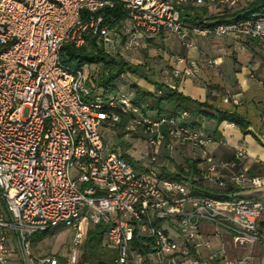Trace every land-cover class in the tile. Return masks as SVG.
I'll use <instances>...</instances> for the list:
<instances>
[{
  "label": "built area",
  "instance_id": "1",
  "mask_svg": "<svg viewBox=\"0 0 264 264\" xmlns=\"http://www.w3.org/2000/svg\"><path fill=\"white\" fill-rule=\"evenodd\" d=\"M243 1L0 0V264H77L89 223L110 226L104 241L117 252L113 264H210L201 257L202 248H212L203 222L225 232L236 249L264 247V196L193 195L190 181L164 178L156 165L164 145L170 151L175 144L197 147L200 175L212 186L263 191L264 172L250 171L244 147L220 160L201 129L177 117L142 114L122 88L106 96L94 91L87 78L95 65L76 70L60 60L65 44L79 48L92 41L124 57L166 33L186 48L199 38L227 35L258 39L264 47L263 15L215 26L183 20L186 6L236 9ZM117 6L125 18L109 26L104 13ZM123 115L132 117L128 132L142 128L148 135L151 160L142 171L106 149L103 129ZM60 226L72 231L65 261L36 257L34 234ZM253 259L248 253L224 264Z\"/></svg>",
  "mask_w": 264,
  "mask_h": 264
},
{
  "label": "trees",
  "instance_id": "2",
  "mask_svg": "<svg viewBox=\"0 0 264 264\" xmlns=\"http://www.w3.org/2000/svg\"><path fill=\"white\" fill-rule=\"evenodd\" d=\"M221 7V6H218ZM220 13L209 14L208 5L201 7L186 6L182 12L183 20L186 25H193L198 22L208 23L211 25L220 23H230L251 18L254 14L264 16V0H248L244 5H240L236 9L222 7ZM106 24L113 26L115 23L125 18L126 12L121 6L106 10L104 13ZM60 60L64 66L69 69L84 67L85 65H95L97 69L93 72L88 71L87 83L94 91H101L105 94L118 93L124 82L125 77L121 74H131L141 77L149 84L155 87L154 91L142 88L139 84L134 83L130 92L132 94V102L142 112L152 118L159 117H177L184 125L192 128L200 129L202 127V119L214 120L218 126L224 121L235 124L243 134H248L249 128L255 125V121L246 113L242 112L241 107L229 102L227 105L222 104L221 95H212L208 93L205 101H200L184 94L178 90L177 81L173 83H165L157 81L145 76L138 65L127 61L122 55L110 56L105 53L102 47L89 41L83 47H75L71 44L62 46L60 52ZM187 115L184 118L182 114ZM132 117L123 115L120 123L115 127L126 130V125L131 121ZM216 126V127H217ZM144 133L142 128L138 129ZM217 130V128H216ZM162 131L167 134L166 125ZM128 132V131H127ZM134 132V131H133ZM148 137V135L146 134ZM165 146V145H164ZM163 146V147H164ZM186 146V145H184ZM168 150V149H167ZM170 151V150H168ZM121 156L129 162L136 171H142L145 168L127 153ZM198 160H188L187 166L179 164L175 165L176 170L169 172L163 169L162 177L173 180L190 181L193 195H205L214 198L226 199L229 195L236 194L239 189L237 187H215L200 175L197 167ZM252 165L250 171L252 173H261L264 171V165ZM110 226L108 224L99 223L96 225L87 224L85 231V242L79 250L77 264H113L116 257V250L109 247L105 240V234ZM50 231L38 232L34 234L32 241L42 239L47 236Z\"/></svg>",
  "mask_w": 264,
  "mask_h": 264
},
{
  "label": "crops",
  "instance_id": "3",
  "mask_svg": "<svg viewBox=\"0 0 264 264\" xmlns=\"http://www.w3.org/2000/svg\"><path fill=\"white\" fill-rule=\"evenodd\" d=\"M213 7L215 5H208L209 12ZM166 36L169 35H160V37ZM173 37L170 35L161 41H171ZM174 38L177 39V37ZM224 40V44L221 43L223 55L216 58H209L206 55L209 54L208 49L212 46L211 41L206 39L199 38L193 48L176 44L175 50L179 53L174 56L172 67L169 69L171 80L163 82L173 83L176 80L179 91L200 101H205L208 93L221 95L223 105L232 102L231 99L226 101L227 96L236 98L238 100L236 105L255 121V125L249 128L248 134H243L235 124L227 121L217 126L214 120L202 119L200 129L211 138L209 150L216 158L230 160L238 148L244 147L248 152L246 164L250 167L252 165L261 167L260 163L264 165V47L258 39L250 37ZM181 58L184 59L183 62L179 61ZM191 62H195L196 66L192 67ZM188 69L191 71L189 72ZM176 71L179 72L178 75L175 74ZM164 72L166 73L167 70L164 69ZM137 84L147 90H155V87L144 79H139ZM176 148L179 150L174 152ZM162 149L171 156L175 153L174 156L179 165L186 167L188 160L195 159L199 161L198 168L202 165V152L197 147L175 144L172 151H168L165 147ZM162 167L169 172H174L172 165L163 164ZM238 189L237 194L241 197L264 196V190ZM201 229L212 243V248L204 247L200 250L202 259L210 260V264H224L227 260H236L248 253H252L254 259L246 264H264L263 246L256 244L247 249H236L230 237L225 232H216L212 224L203 222ZM173 235L176 234L173 233ZM212 256L215 258L212 259Z\"/></svg>",
  "mask_w": 264,
  "mask_h": 264
},
{
  "label": "rangeland",
  "instance_id": "4",
  "mask_svg": "<svg viewBox=\"0 0 264 264\" xmlns=\"http://www.w3.org/2000/svg\"><path fill=\"white\" fill-rule=\"evenodd\" d=\"M246 1L248 0H245L241 5H244ZM221 11H223L222 7L215 6L211 8L209 14L220 13ZM164 35H173L174 37H177V39L173 37L171 41L163 42L161 41V39L168 38L169 36H159L154 39L146 48L140 49L132 54L124 55V58L127 61L138 65L145 76H148L149 78L157 81L171 80L169 78L171 74L169 69L172 67L171 64L175 59L174 56L179 53L177 52V50H175V45H182L177 35L169 33H166ZM227 38H235L237 40L242 39V37L237 35L211 36L208 38H203L211 41L212 45L208 49L209 54L206 55L209 58H216L223 55V47L221 46V43L224 44V39ZM164 69L167 70L166 73L164 72ZM92 71L93 69H91V72ZM124 79L125 80L121 88L124 91H130L131 86L134 83H138L141 77L126 74ZM28 113L29 110L26 109L24 111L25 116H27ZM103 133L106 141V149L115 151L120 155H122L123 153H127L142 167H145V165H148L150 163V154L152 153V148L149 145L148 137L145 133L141 132V130L127 132L120 127H116L107 129L104 128ZM175 150L176 151L174 152H177L179 148H176ZM172 155L173 156L164 151L162 147L160 148L157 154L156 165L162 172H164V168L162 167L163 164L172 165L174 166V171L176 170L175 165L178 164L177 159L174 156L175 153ZM181 157L183 156L181 155ZM162 223L167 224L166 221H163ZM163 226L165 227V225ZM171 235L174 236L173 234ZM71 236L72 231L70 228L60 226L52 229L47 236L43 237L42 239L36 240L33 245V253L38 258L46 257L49 255H56L62 261H65L70 248ZM21 263L24 264V260ZM25 264H27V262Z\"/></svg>",
  "mask_w": 264,
  "mask_h": 264
}]
</instances>
